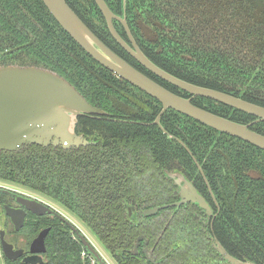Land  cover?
<instances>
[{
  "label": "trees",
  "instance_id": "trees-1",
  "mask_svg": "<svg viewBox=\"0 0 264 264\" xmlns=\"http://www.w3.org/2000/svg\"><path fill=\"white\" fill-rule=\"evenodd\" d=\"M245 1L251 0H156L154 8L145 7L139 13L134 9L128 16L134 23L137 44L161 68L198 85L234 90V95L264 106L250 92L264 87V80L255 75L249 81L252 71L249 65L241 66L239 59L250 56L252 50L248 29L244 24L239 28L235 18ZM66 2L120 57L172 92L190 96L142 66L117 44L103 23L95 25L81 0ZM3 64L37 65L57 72L110 118L78 117L76 132L97 141L96 145L64 149L26 144L15 151L0 150V181L60 203L105 238L104 231L109 228L114 233L124 219L126 205L119 202V195L125 194L129 200L148 192L137 184L152 181L151 173L145 175L153 169L150 164L158 169V176L153 175L158 182L167 181L164 168H186L190 178L203 183L193 155L215 198L221 201L217 224L226 226L228 232L232 226L236 231L235 238H221L223 244L255 250L264 264V149L172 108L161 116L167 131L163 132L153 123L161 103L94 60L42 0H0ZM192 103L238 122L256 119L208 97L196 96ZM250 128L264 134V121L254 122ZM107 143L111 147H105ZM108 149L112 152L109 160ZM46 248L42 264H89L81 257L83 244L72 238L68 226L52 225ZM3 261L26 264L5 256Z\"/></svg>",
  "mask_w": 264,
  "mask_h": 264
},
{
  "label": "flooded vegetation",
  "instance_id": "flooded-vegetation-1",
  "mask_svg": "<svg viewBox=\"0 0 264 264\" xmlns=\"http://www.w3.org/2000/svg\"><path fill=\"white\" fill-rule=\"evenodd\" d=\"M104 1L114 15L125 18L126 25L131 34L135 28L133 27L134 23L132 19L128 16V12L135 9L136 12L139 13L143 11L145 7L149 9L150 6L154 8L156 5V0ZM81 3L86 5L85 8L87 9L90 20L94 22L95 25L99 26L100 23H103L109 31L106 19L96 1L81 0ZM235 18L239 23V28L244 24L246 29H248V39H251L250 47L252 50L250 51V56H241L239 58L241 66L249 65V69L252 71V73H250L251 76L249 75V81L252 80L255 75L259 76L261 78L260 81H262L264 80V0L245 1L244 6L242 7L241 4L240 8L237 9ZM128 20L131 22L129 23ZM112 21L120 36L131 44L127 30L122 21L115 18H113ZM110 35L112 36L111 33ZM132 37L134 38L133 34ZM112 38L114 39L113 36ZM117 44L120 45L118 42ZM236 69L239 71L238 68ZM238 84L239 83H237V86ZM234 92V90H230V92L227 93L233 94ZM250 92L253 98L264 102V87H258L257 89L252 88ZM105 115L89 114L82 116L110 118ZM77 134L82 135L79 133ZM110 138L114 137H107V139ZM89 141L91 142L90 144L70 146L69 148L88 147L98 143L95 140ZM117 145L118 144H115L112 147ZM105 147L109 148L111 145L107 143ZM107 154L109 156L108 160L111 159L110 156L112 152L109 150ZM119 163L124 171L125 168L123 167H125V163H123L121 159ZM150 165L153 169L148 170L145 175L151 173L150 178L152 181L137 184L139 189L147 190L148 192L145 193V196L140 195V198L129 200H126L125 194L122 196L119 195V202L120 200L121 202L125 201L126 205L124 219L122 218L121 225L115 226L116 230L114 233H110L108 230L109 228L106 229L104 231L105 238L100 237L92 228L88 227V225L60 203L46 196L5 183L0 184V232H4L3 236L5 240L13 245L14 250L20 249L22 251L21 255L16 259H20L24 262L23 258L37 255L41 257L42 262H37L36 264H42L44 262L47 251L46 238L52 225L68 226L72 238L79 240L81 243L82 240L80 235L86 239L99 255V258H97L90 249L82 243L85 249L81 253V257L84 260L88 259L89 264H102V262L105 264H234L229 261L227 258L228 255L240 261L242 264H262L261 259L255 256V250L232 249L227 248L223 244L221 238H235L237 234L233 226L232 230L228 232L226 226L222 227L217 224V217L222 210V204L221 201L215 198L206 176L207 182L199 169L203 183H196L195 178H190L186 168H175L173 170L164 168L163 171L167 181L158 182V177L153 178L154 176H158V169H155L156 165ZM176 172L181 173L184 179L191 182L196 191L204 197L206 203L210 207V212L199 206V204L186 200V197L183 202L179 203L180 200H182L179 192L182 189L186 191V183L181 180L179 184L176 182L178 176L172 178L168 174ZM19 197L40 202L50 208L52 212L45 211L41 214L34 213L19 201ZM6 205L18 211H23L22 224L19 228H16L12 218L6 214ZM154 207H158L155 212L146 213ZM73 220L83 224L87 232L81 229ZM43 229H48L44 238L45 250L31 252L30 246L33 239ZM217 245H221L224 248V253L217 249ZM0 250L2 252V257H4L5 255L1 248V240ZM259 251L260 250H258V252Z\"/></svg>",
  "mask_w": 264,
  "mask_h": 264
},
{
  "label": "water",
  "instance_id": "water-1",
  "mask_svg": "<svg viewBox=\"0 0 264 264\" xmlns=\"http://www.w3.org/2000/svg\"><path fill=\"white\" fill-rule=\"evenodd\" d=\"M52 16L60 26L99 64L108 68L117 76L127 80L134 86L155 97L161 103V109L153 123L157 124L163 132H167L161 123V116L165 110L172 108L186 114L199 122L210 126L220 132L238 137L259 148L264 149V134L250 128L252 123L264 121V106L243 99L239 96L198 85L171 74L154 63L137 45L126 25L124 17L116 16L104 0H95L101 9L114 39L142 66L163 80L173 84L190 94L189 97L179 95L167 89L157 81L144 74L125 59L109 48L74 12L66 0H42ZM122 21L127 30L131 44L126 42L113 25L112 19ZM194 96H204L222 102L249 114L256 119L249 123H242L211 112L192 103ZM89 114H105V111L93 106L86 98L63 76L57 72L37 66L20 64L0 65V150L15 151L26 144L41 146H61L66 149L70 146L87 145L91 142L76 133L78 117ZM126 122L128 120H120ZM130 122H135L130 120ZM178 139V138H177ZM178 141L188 147L180 139ZM190 152V151H189ZM191 154V153H190ZM202 173L205 175L193 155H191ZM170 177L178 176L176 182L186 183V191L179 193L183 202L193 201L210 212L206 203L191 182L184 179L181 173H168ZM28 209L41 214L45 211L52 212L46 205L28 198H18ZM158 209L154 207L146 213H153ZM5 212L15 223L16 228L22 224L23 211H18L5 206ZM48 229L41 230L33 239L31 252L44 251V238ZM3 231L0 232L1 248L9 259H16L22 253L20 249L14 250L13 245L5 240ZM82 243L99 258L98 253L81 236ZM217 249L224 253V248L217 245ZM230 262L242 264L231 256ZM100 260V259H99ZM30 264L41 263L40 256L32 255L23 258ZM102 264H105L102 262Z\"/></svg>",
  "mask_w": 264,
  "mask_h": 264
},
{
  "label": "rangeland",
  "instance_id": "rangeland-1",
  "mask_svg": "<svg viewBox=\"0 0 264 264\" xmlns=\"http://www.w3.org/2000/svg\"><path fill=\"white\" fill-rule=\"evenodd\" d=\"M1 183H5V184H10V183H7V182H0V184ZM12 185V184H11ZM13 186H15V185H13ZM18 187V186H17ZM71 217V216H70ZM72 218V217H71ZM77 225H79L80 226V228L81 229H83L85 232H87L84 228H85V226L83 225V224H81V223H79V222H76L75 220H73ZM83 226V227H82ZM90 233V232H89ZM88 234V233H87ZM2 252H1V250H0V264H3V257H2V254H1Z\"/></svg>",
  "mask_w": 264,
  "mask_h": 264
}]
</instances>
